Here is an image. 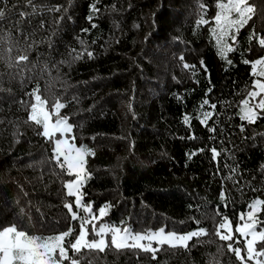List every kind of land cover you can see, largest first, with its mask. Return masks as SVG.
I'll list each match as a JSON object with an SVG mask.
<instances>
[{"label":"trees","instance_id":"1","mask_svg":"<svg viewBox=\"0 0 264 264\" xmlns=\"http://www.w3.org/2000/svg\"><path fill=\"white\" fill-rule=\"evenodd\" d=\"M219 2L0 5L6 12L0 19V230L15 225L43 238L69 226L79 230L64 207L74 200L64 188L71 177L57 167L53 145L38 134L42 128L28 120L29 94L39 85L49 109L57 100L65 104L60 115L73 125L75 143L95 153L86 158L91 179L83 189L93 210L110 204L105 220L134 232L202 227L208 233L188 241L187 248L161 245L155 259L140 249H83L74 257L80 264H241L227 249L234 242L221 241L214 228L222 216L235 222L253 200H264V115L253 124L239 118L240 101L254 79L251 63L264 57V0H257L252 19L238 33L231 65L217 53L211 31ZM201 17L208 23L198 25ZM20 55L28 59L17 66ZM183 63L195 65V72ZM204 99L217 105L209 121L217 127L215 140L196 119L211 111L200 108ZM212 147L220 153L216 160ZM193 151L198 154L189 160ZM222 189L227 201L219 197ZM258 219L264 222V209Z\"/></svg>","mask_w":264,"mask_h":264},{"label":"snow or ice","instance_id":"2","mask_svg":"<svg viewBox=\"0 0 264 264\" xmlns=\"http://www.w3.org/2000/svg\"><path fill=\"white\" fill-rule=\"evenodd\" d=\"M5 2L6 0H0V5H4ZM29 5L34 9L35 6L32 5V0H29ZM216 7L218 11L214 17L215 27L212 28V34L215 37L219 56L231 65L232 61L228 59V55L235 51L233 45L237 43L238 33L252 19L255 8L249 3V0H226V2L222 0V2L216 4ZM53 11H59V8L53 9ZM91 11L93 13L100 11L97 3L91 4ZM20 15L24 16L25 14L20 13ZM5 16L6 12L0 9V19L5 18ZM87 19L91 22L93 16L90 15ZM206 23L208 21L203 17L197 21L198 25ZM92 26L95 27V24ZM82 31L86 32L88 30L84 29ZM229 40L232 41L231 44ZM259 45L264 47V38L259 39ZM87 55L91 57L93 54L87 52ZM27 59L26 55H20L16 60L17 66L27 61ZM180 60L183 61L184 57L181 56ZM245 63H249V61L246 60ZM182 66L193 71V73L195 72V65L183 63ZM201 66L205 68L206 72V66L203 65V62H201ZM251 69V75L254 77L252 86L247 96L240 101L239 108V118L249 124L255 123L257 119L264 115V58H257L252 62ZM29 95L34 99V102L31 104L28 120L40 126L42 131L38 134L53 145L51 155L57 167L65 175L74 177V179L67 180L64 183L66 196L74 198L73 202L64 204V207L70 214L71 221L79 222V230L78 234H76L77 230L69 226L61 234L43 238L18 230L15 225L4 227L3 230H0V264H65V261H68L69 264H80V260L74 257L75 254H79L83 249L104 252L109 247H113L116 250L140 249L145 252H151L152 258L155 259L161 245L187 248L188 241L194 237L208 234L207 230L202 227L187 234H177L173 231L166 232L164 227L159 230L144 232H134L128 226H110L106 223H100L99 227H97V222L108 215L112 206L105 203L99 207L97 215L93 212V203L85 202L86 194L83 189L87 180L91 179V173L86 167V157L95 155V153L85 146H76L75 137L71 135L73 133V125L68 122V117L60 115V110L65 107V104L57 100L52 105L51 111L47 110L48 101L42 98L39 85ZM206 105L211 108V111L200 112L196 119L209 133L213 134L209 136V139L215 140L214 134L217 132V127L214 124L209 126V121L213 119L217 105L210 104L209 100L204 99L200 108ZM53 117H55L54 121ZM183 122L185 125H190V117L184 115ZM240 127L241 131H243V125ZM195 138L194 134L189 137V139ZM198 151H203V149ZM210 152L213 160H216L220 155L215 147H212ZM197 154V151H193L188 154L187 158L191 160ZM229 171L234 173L235 168H230ZM228 179H233V177L229 176ZM219 197L222 201H227L228 199L223 189L219 193ZM224 206L227 207V203ZM248 207L251 210L246 213V218L244 213L239 216L243 223L235 227V233L245 238L243 255L240 246L234 247V244L239 245L241 241L235 239L232 231V221L226 215L222 216L220 222L215 225V235L221 241L234 242L228 243L227 249L234 253L241 264H250V262H253V264H264V228L257 231V227L264 223L258 219V211L264 209V200L255 199ZM216 215H220L219 206ZM121 223L123 224V222ZM195 223L199 225V220H196ZM89 225H91V232L95 237L91 240L88 239ZM109 236L110 241L106 239ZM69 237H73V239L68 240L67 238ZM66 240L67 245L65 244ZM154 242L157 247H153ZM258 244L262 245L259 249L257 248ZM70 250L74 254L73 256H69Z\"/></svg>","mask_w":264,"mask_h":264},{"label":"rangeland","instance_id":"3","mask_svg":"<svg viewBox=\"0 0 264 264\" xmlns=\"http://www.w3.org/2000/svg\"><path fill=\"white\" fill-rule=\"evenodd\" d=\"M223 2H226V0H224ZM249 3L250 4H252L253 6H254V8L256 9V7L258 6V2H257V0H249ZM218 11V8L216 7V12ZM216 14V13H215ZM214 17H215V15H214ZM214 17H213V25H212V28L213 27H215V22H214ZM212 31V30H211ZM212 36H213V34H212ZM213 39H214V41H215V37L213 36ZM230 41L231 40H229V43H230ZM231 44V43H230ZM215 46H216V49H217V45H216V43H215ZM217 53H218V49H217ZM262 58H264V57H262ZM255 61V60H254ZM253 61V62H254ZM249 92V91H248ZM248 92H247V94H248ZM247 94H246V96H247ZM245 96V97H246ZM34 102V99H33V101H32V103ZM239 108H240V106H239ZM46 109L47 110H49V111H51V109H49L47 106H46ZM30 112H31V106H30V109H29V114H30ZM54 119H55V117H53V121H54ZM76 144V143H75ZM76 146L77 147H79L77 144H76ZM87 158V157H86ZM71 179H74V177H71L69 180H71ZM251 209L250 208H248L245 212H244V214H245V218H246V213L248 212V211H250ZM93 212L94 213H96L97 215H98V210H93ZM231 220V219H230ZM232 221V220H231ZM100 223H106V224H109L110 226H112L110 223H108L107 222V220H105V218L103 217L102 218V220H100L99 222H97V227H99V224ZM241 223H243V221H241L239 218H238V220L237 221H235V222H233L232 221V231H233V233H234V237H235V239H239L240 241H241V244L244 246V243H245V238L244 237H241L238 233H235V227L238 225V224H241ZM261 228H264L263 226H261V225H259L258 227H257V231H260L261 230ZM160 229V228H159ZM159 229H156V230H159ZM193 230H198V228H196V229H193ZM155 231V230H154ZM190 231H192V230H190ZM190 231H186V232H176L177 234H187L188 232H190ZM166 232H169V231H166ZM173 232H175V231H173ZM62 232H60V233H56V234H54V235H57V234H61ZM78 234V233H77ZM54 235H51V236H54ZM36 236V235H35ZM93 238H95V237H93L92 236V232H91V225H89V236H88V239L89 240H91V239H93ZM248 238H250V237H248ZM106 239L107 240H109L110 241V236L109 237H106ZM146 243V242H145ZM155 244V242L153 243V245ZM156 245V244H155ZM257 248L259 249L260 247L257 245ZM242 251H243V249H242Z\"/></svg>","mask_w":264,"mask_h":264}]
</instances>
